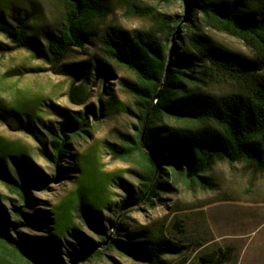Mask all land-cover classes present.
<instances>
[{
    "label": "rangeland",
    "instance_id": "374dc122",
    "mask_svg": "<svg viewBox=\"0 0 264 264\" xmlns=\"http://www.w3.org/2000/svg\"><path fill=\"white\" fill-rule=\"evenodd\" d=\"M102 1L108 13L97 25L95 38L61 60L15 48L0 33L5 45L0 51L1 109L29 113L30 127L40 132L48 146L47 127L59 121L58 110L84 112L93 105L100 114L98 120L92 116L88 132L72 142V155L61 162V168L42 155L40 144L19 122L7 112L5 118L0 117L1 147L8 154H18L20 159L23 154L28 159L24 163L7 158L1 162L3 168L23 184L24 177L18 172L29 173L27 165L31 164V173L43 181L28 187L31 200L27 202L0 179V202L9 213L12 236L18 240L51 236L59 243L64 264H148L98 243L100 234H107L104 240L108 243L112 237L126 240L127 232L144 229L164 234L181 249L179 254L165 256L160 264H201L205 254L225 248L230 253L219 264H264V173L253 172L244 163L216 162L207 173L208 189H192L180 181L161 200L124 207L123 202L140 190L141 162L138 154L121 158L113 148L133 145L130 138L140 129L136 98L123 85L134 81L135 74L108 59L101 38L112 27L129 33L156 30L172 52L174 47L187 45L184 27L193 22L232 51L252 57L251 49L237 37L205 27L200 13L190 17L193 8L187 0ZM0 6L7 10L8 20L12 13L30 15L31 27L42 41L44 31L60 28L65 14L60 0H0ZM161 14L179 22L172 29H161ZM98 60L109 63V75H98ZM257 74L264 78V69ZM237 87L234 80L222 75L203 86L214 93ZM24 121L26 125L25 116ZM19 206L27 214L36 213V220L17 218ZM118 224L125 227L121 236ZM96 251L102 253L95 255ZM78 254L81 256L73 263L72 257Z\"/></svg>",
    "mask_w": 264,
    "mask_h": 264
},
{
    "label": "trees",
    "instance_id": "16d2710c",
    "mask_svg": "<svg viewBox=\"0 0 264 264\" xmlns=\"http://www.w3.org/2000/svg\"><path fill=\"white\" fill-rule=\"evenodd\" d=\"M65 8L58 30H47L40 36L32 29L30 15L12 13L0 6V33L15 48H23L38 57L65 58L73 49L90 44L97 35V25L107 16L102 0H60ZM170 2L171 0H159ZM191 15L201 14L205 27L237 37L251 49L247 57L212 40L196 23L185 25L187 45L179 51H170L156 30H135L129 33L121 28H108L101 38L108 59L124 66L135 74L134 81L123 83L136 98L140 129L131 137L133 145L113 148L117 156L132 158L138 154L141 162L140 190L137 196L127 198L123 204L161 200L174 183L183 182L189 188L208 189L211 182L207 173L216 162L230 165L244 163L253 172L264 173V78L257 73L264 69V0H187ZM193 10V12H192ZM149 14V11H146ZM161 29H172L173 19L168 14L159 15ZM0 42V51L5 50ZM110 65L97 61L98 75H109ZM218 75L234 80L235 90L214 93L203 88ZM0 107V117H6ZM19 122L40 144L42 155L61 168V162L71 156L72 142L88 132L90 118L100 119L93 105L84 112L60 109L59 121L47 127V140L30 127L29 113L16 110L7 112ZM24 116L26 118V125ZM169 121V122H168ZM172 121V123L170 122ZM0 143V179L7 188L30 202L28 187L43 184L31 173L27 165L18 175L3 168L7 158L15 162L28 161L23 154L6 153ZM45 186V185H44ZM17 218L26 216L34 221L36 213L27 214L23 206L15 212ZM10 217L0 202V264H64L59 243L50 237L26 236L21 240L11 234ZM125 228L118 224V235ZM100 234V245H109L120 253L148 264H160L168 255L181 252L180 247L164 234L144 229L127 232L126 240ZM87 244L86 248H90ZM85 252V251H84ZM102 251H96L95 255ZM230 253L212 251L201 257V264H219ZM81 254L72 257L75 263ZM74 260V261H73Z\"/></svg>",
    "mask_w": 264,
    "mask_h": 264
}]
</instances>
